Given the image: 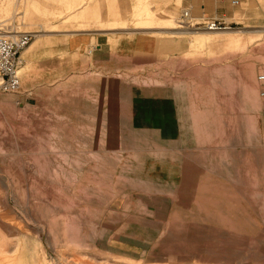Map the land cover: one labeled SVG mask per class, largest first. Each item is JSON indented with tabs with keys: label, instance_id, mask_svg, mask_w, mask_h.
Returning a JSON list of instances; mask_svg holds the SVG:
<instances>
[{
	"label": "rangeland",
	"instance_id": "rangeland-1",
	"mask_svg": "<svg viewBox=\"0 0 264 264\" xmlns=\"http://www.w3.org/2000/svg\"><path fill=\"white\" fill-rule=\"evenodd\" d=\"M66 1L0 0L33 34L0 90V264H264V0L226 30L146 0L153 53L75 55Z\"/></svg>",
	"mask_w": 264,
	"mask_h": 264
},
{
	"label": "crops",
	"instance_id": "crops-1",
	"mask_svg": "<svg viewBox=\"0 0 264 264\" xmlns=\"http://www.w3.org/2000/svg\"><path fill=\"white\" fill-rule=\"evenodd\" d=\"M72 12V18L75 15L79 16L78 20L72 19V25L77 26L73 30H63L72 34V55L86 51L92 45H96V52L122 53L132 52L140 54H151L156 49L157 40L155 39L151 29H140L136 23L153 21V9L149 7L146 0H138L130 10V20L134 23V27H125L128 18L122 15L121 9L115 6V0H79ZM167 0L163 3L166 10L174 13L179 10L180 17L185 10L189 11V15L196 19H211L222 17L226 21L234 24H252L253 15L252 9H246L245 6L249 0ZM103 3L107 5V17L103 16ZM250 3V2H249ZM65 4L72 7V1L67 0ZM251 5V4H250ZM174 17L161 18L168 23H174ZM159 20V19H158ZM96 27L95 29H90ZM173 29L174 26L167 27ZM87 29V31H104L109 32H74ZM148 30V31H146ZM61 31V30H50ZM173 34H183L186 32L175 31ZM108 34V35H105ZM109 35L113 38V45L110 44ZM41 37L42 34H37ZM105 39V41H104ZM105 50V51H104ZM22 57V55H21ZM29 64L23 65L21 70H25Z\"/></svg>",
	"mask_w": 264,
	"mask_h": 264
},
{
	"label": "built area",
	"instance_id": "built-area-1",
	"mask_svg": "<svg viewBox=\"0 0 264 264\" xmlns=\"http://www.w3.org/2000/svg\"><path fill=\"white\" fill-rule=\"evenodd\" d=\"M234 3H238L234 0ZM180 25L192 27L195 29L208 30H226L232 29L234 23L226 21L222 17L211 19H196L189 15L185 10L181 15ZM33 40L32 32H16L12 35L0 34V90L7 93L18 92L21 88L20 65L22 63L21 55ZM259 82L262 84L260 91L261 98L264 99V73L259 74ZM264 118V107L261 110Z\"/></svg>",
	"mask_w": 264,
	"mask_h": 264
}]
</instances>
